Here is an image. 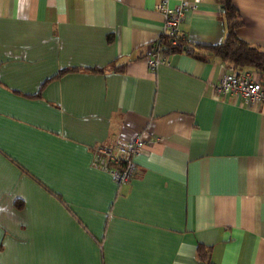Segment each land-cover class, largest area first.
I'll list each match as a JSON object with an SVG mask.
<instances>
[{
    "label": "crops",
    "instance_id": "crops-1",
    "mask_svg": "<svg viewBox=\"0 0 264 264\" xmlns=\"http://www.w3.org/2000/svg\"><path fill=\"white\" fill-rule=\"evenodd\" d=\"M158 1L0 0V264H204L198 244L264 264V106L215 95L233 67L216 57L152 72ZM233 4L237 36L264 49V0ZM180 29L206 46L227 33L216 0ZM142 132L158 140L119 187L95 149Z\"/></svg>",
    "mask_w": 264,
    "mask_h": 264
},
{
    "label": "built area",
    "instance_id": "built-area-1",
    "mask_svg": "<svg viewBox=\"0 0 264 264\" xmlns=\"http://www.w3.org/2000/svg\"><path fill=\"white\" fill-rule=\"evenodd\" d=\"M198 0H180L171 6L169 0H159L156 10L163 16L164 30L162 39L173 48L182 44L184 34L180 27L185 14L195 7ZM170 53L163 51V46L158 42L152 53L147 57L146 63L152 72H156L162 65H168ZM216 96H234L246 107L264 106V83L258 78L255 71L239 72L230 67L228 72L214 86ZM146 133L134 135L129 141L120 140L113 144L98 146L94 152V166L109 174L117 186L129 184L137 172V165L134 161L147 144L156 142Z\"/></svg>",
    "mask_w": 264,
    "mask_h": 264
},
{
    "label": "trees",
    "instance_id": "trees-1",
    "mask_svg": "<svg viewBox=\"0 0 264 264\" xmlns=\"http://www.w3.org/2000/svg\"><path fill=\"white\" fill-rule=\"evenodd\" d=\"M216 1L222 8V18L227 29L226 38L223 42L213 46L190 44L184 36L182 44L173 48L165 39L161 38L159 43L163 46V51L170 54L186 53L200 61H209L211 57H216L233 66L239 72H245V70L249 69L255 71L264 83V49L253 46L237 36L236 30L242 25V21L233 4V0ZM72 71L76 70L60 71L53 79ZM92 71L100 73L99 70L92 69ZM210 251L209 247L198 244V260L204 264H215L211 259Z\"/></svg>",
    "mask_w": 264,
    "mask_h": 264
}]
</instances>
